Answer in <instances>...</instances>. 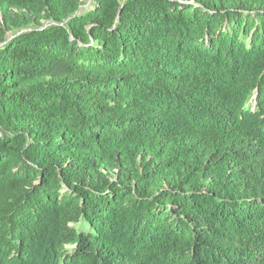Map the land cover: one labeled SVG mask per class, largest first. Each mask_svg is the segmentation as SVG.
<instances>
[{"label": "trees", "instance_id": "16d2710c", "mask_svg": "<svg viewBox=\"0 0 264 264\" xmlns=\"http://www.w3.org/2000/svg\"><path fill=\"white\" fill-rule=\"evenodd\" d=\"M12 8L0 264H264V0Z\"/></svg>", "mask_w": 264, "mask_h": 264}, {"label": "rangeland", "instance_id": "374dc122", "mask_svg": "<svg viewBox=\"0 0 264 264\" xmlns=\"http://www.w3.org/2000/svg\"><path fill=\"white\" fill-rule=\"evenodd\" d=\"M9 11L11 13L10 18L12 22L17 24L18 27H16L15 29L7 30L5 27L4 15L0 10V37H2L4 40H8V41L13 40V38H15L20 33L29 31L30 29L33 28H38V29L46 28L53 23L52 19L48 18L45 14H43V16H41L40 18H35L31 16L26 9L23 10V9L12 8ZM29 19L31 21L30 25H28L27 27H23L22 26L23 23L21 22H23L24 20L29 21ZM101 171L105 176H108L109 178L114 180H117L118 177H120V173H121L119 168L113 167L111 165L102 167Z\"/></svg>", "mask_w": 264, "mask_h": 264}]
</instances>
